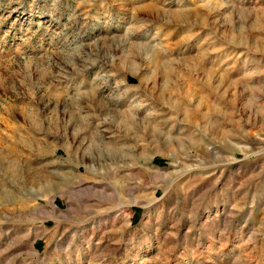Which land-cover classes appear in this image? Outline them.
<instances>
[{"label":"rangeland","instance_id":"1","mask_svg":"<svg viewBox=\"0 0 264 264\" xmlns=\"http://www.w3.org/2000/svg\"><path fill=\"white\" fill-rule=\"evenodd\" d=\"M0 264H264V0H0Z\"/></svg>","mask_w":264,"mask_h":264},{"label":"bare ground","instance_id":"2","mask_svg":"<svg viewBox=\"0 0 264 264\" xmlns=\"http://www.w3.org/2000/svg\"><path fill=\"white\" fill-rule=\"evenodd\" d=\"M150 10H151V8H150ZM149 11V10H148ZM46 186V185H45ZM48 187H55V184L54 183H49L48 185H47Z\"/></svg>","mask_w":264,"mask_h":264}]
</instances>
